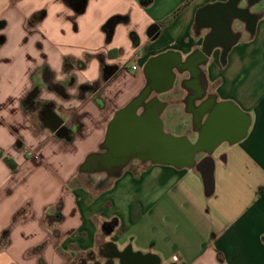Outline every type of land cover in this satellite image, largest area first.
I'll list each match as a JSON object with an SVG mask.
<instances>
[{
	"label": "crops",
	"instance_id": "1",
	"mask_svg": "<svg viewBox=\"0 0 264 264\" xmlns=\"http://www.w3.org/2000/svg\"><path fill=\"white\" fill-rule=\"evenodd\" d=\"M185 1L0 0V264H264V51L253 47L264 9L250 7L254 34L236 19L237 44L225 57L216 47L201 66L204 99L232 101L251 118L245 138L214 151L213 194L195 168L86 164L115 112L146 85L145 63L200 48L210 27L198 15L227 0H191L169 20ZM113 16L126 21L109 32ZM190 80L185 71L158 97L165 131L196 137Z\"/></svg>",
	"mask_w": 264,
	"mask_h": 264
},
{
	"label": "water",
	"instance_id": "2",
	"mask_svg": "<svg viewBox=\"0 0 264 264\" xmlns=\"http://www.w3.org/2000/svg\"><path fill=\"white\" fill-rule=\"evenodd\" d=\"M241 1L227 0L201 10L198 16H206L199 24L209 26L210 31L201 47L185 59L169 51L151 57L145 63L146 85L115 112L109 121L101 151L91 153L86 159V164L93 165L89 169L109 171L123 168L134 158L177 168H195L201 174L205 195L213 194V153L223 142L234 144L245 138L251 118L232 101H216L212 95L204 99L205 89L199 83V75L201 66L208 62L216 47L222 48L225 57L240 38V33H233L232 29L236 19L246 22V30L254 34L258 15L251 13L250 7L259 0H248V6H240ZM153 25L156 26L155 33L159 26ZM147 33L152 36L149 30ZM185 71L189 72L190 83L195 88V93L187 99V111L192 115L196 137L166 132L161 118L165 103L158 94L171 90ZM197 101L199 104L195 106ZM201 154L203 156L199 157Z\"/></svg>",
	"mask_w": 264,
	"mask_h": 264
},
{
	"label": "trees",
	"instance_id": "3",
	"mask_svg": "<svg viewBox=\"0 0 264 264\" xmlns=\"http://www.w3.org/2000/svg\"><path fill=\"white\" fill-rule=\"evenodd\" d=\"M69 1V0H68ZM139 3H141L143 6H147L149 5V3L151 2V0H138ZM191 0H186L180 7H178L172 14L171 16L169 17V20L170 19H173L179 12H181V10H183L189 3H190ZM44 16V12H38V13H35L32 15V19L33 20H37V19H40ZM123 21H126V17H122V16H113L112 18H110L107 23L105 24V27L109 28L111 32V30L113 29V26L119 22H123ZM156 29V26L155 25H151L148 30L150 33H152V36H154L157 32L153 33V31ZM131 37L133 38L134 40V33L131 34ZM74 63L76 62H70L69 60H66L65 62V66L68 68L69 66H72ZM78 66H82L83 64L81 62H78L77 63ZM99 86V82H94L92 84H87L85 85V89L87 91H93L95 90L97 87ZM7 162L10 164V162L7 160ZM258 194L260 196H264V185L259 189L258 191Z\"/></svg>",
	"mask_w": 264,
	"mask_h": 264
},
{
	"label": "rangeland",
	"instance_id": "4",
	"mask_svg": "<svg viewBox=\"0 0 264 264\" xmlns=\"http://www.w3.org/2000/svg\"><path fill=\"white\" fill-rule=\"evenodd\" d=\"M240 4H245V1H241V3ZM264 5V0H259L258 2H256L254 5H252L251 6V8H252V10H257L258 12H260L262 9H264V8H262V7H264L263 6ZM235 28H237L238 27V24L237 23H235ZM248 32V31H247ZM247 32H245L244 34H242V36H243V38H247L249 35H248V33ZM239 40V39H238ZM237 44V43H236ZM249 46V45H248ZM254 48H257V50L258 51H261V52H263L264 51V38H262V39H260V40H258L257 41V44H254V46H253ZM182 116H185L186 114H185V111H184V106H181L180 107V112H179ZM174 135V134H173Z\"/></svg>",
	"mask_w": 264,
	"mask_h": 264
},
{
	"label": "built area",
	"instance_id": "5",
	"mask_svg": "<svg viewBox=\"0 0 264 264\" xmlns=\"http://www.w3.org/2000/svg\"><path fill=\"white\" fill-rule=\"evenodd\" d=\"M137 60H138V57L135 56L132 61H131V64H130V69L133 70V71H136L138 69V63H137Z\"/></svg>",
	"mask_w": 264,
	"mask_h": 264
},
{
	"label": "flooded vegetation",
	"instance_id": "6",
	"mask_svg": "<svg viewBox=\"0 0 264 264\" xmlns=\"http://www.w3.org/2000/svg\"><path fill=\"white\" fill-rule=\"evenodd\" d=\"M242 1H245V4H244V6H248V0H242ZM233 26H234V22H233ZM233 33H239V32H237V31H235L234 29H233ZM202 70H201V73H200V75H199V78L201 79V76H202Z\"/></svg>",
	"mask_w": 264,
	"mask_h": 264
}]
</instances>
